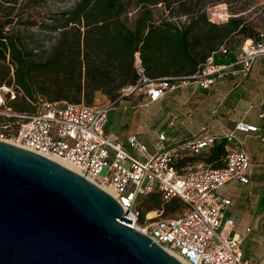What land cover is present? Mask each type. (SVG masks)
I'll return each instance as SVG.
<instances>
[{
	"label": "built area",
	"instance_id": "obj_1",
	"mask_svg": "<svg viewBox=\"0 0 264 264\" xmlns=\"http://www.w3.org/2000/svg\"><path fill=\"white\" fill-rule=\"evenodd\" d=\"M206 11L208 18L216 22L228 16L224 3L209 5ZM226 46L223 39L191 73L182 76H149L135 53V82L121 87L114 99L100 104L39 96L34 111L14 110L9 101L15 97L16 86L1 82L0 139L62 158L96 185L110 188L122 209L130 211L134 228L187 264H252L243 258L240 237L232 231V218L224 216L230 200L218 188L229 179L247 182L248 155L233 130H255L254 124L238 120L233 129L223 134H193L171 143H165L164 133L159 131L151 146L133 132L124 139L103 132L109 110L121 97L142 94L146 98L143 104H147L166 90L188 82L206 87L226 73L239 74L236 83L241 81L252 59L264 57V28L257 30L255 38H243L233 61L214 62L213 52L224 53ZM215 111L212 109L211 114ZM218 138L226 142L221 166L189 162L177 165L180 158L199 154ZM154 188L162 199L177 196L183 203L181 210L141 218L137 199Z\"/></svg>",
	"mask_w": 264,
	"mask_h": 264
},
{
	"label": "trees",
	"instance_id": "obj_2",
	"mask_svg": "<svg viewBox=\"0 0 264 264\" xmlns=\"http://www.w3.org/2000/svg\"><path fill=\"white\" fill-rule=\"evenodd\" d=\"M42 1L0 0V83L16 86L9 101L14 110L34 111L39 96L86 104L98 94L114 99L121 87L136 80L135 53L149 76L187 75L223 39L229 50L230 35L255 38L259 29L233 7L221 22L208 18L207 6L238 0H73L57 9L34 10ZM240 1L244 6L250 0ZM33 25L56 32L54 39L39 47L37 33L25 31ZM215 54L213 61L219 62ZM225 144L218 138L176 163L196 159L221 166ZM137 204L141 218L152 208L169 215L183 206L175 195L162 199L156 188L139 196Z\"/></svg>",
	"mask_w": 264,
	"mask_h": 264
},
{
	"label": "water",
	"instance_id": "obj_3",
	"mask_svg": "<svg viewBox=\"0 0 264 264\" xmlns=\"http://www.w3.org/2000/svg\"><path fill=\"white\" fill-rule=\"evenodd\" d=\"M76 170L0 139V264H184Z\"/></svg>",
	"mask_w": 264,
	"mask_h": 264
},
{
	"label": "crops",
	"instance_id": "obj_4",
	"mask_svg": "<svg viewBox=\"0 0 264 264\" xmlns=\"http://www.w3.org/2000/svg\"><path fill=\"white\" fill-rule=\"evenodd\" d=\"M235 55L229 49L224 53L216 52L214 57L219 58V62L229 63L234 60ZM238 77L239 74L226 73L216 77L206 87L192 82L179 85H187L186 95H171L166 102L169 104L168 110L153 118L167 124L171 130L169 133L163 128L156 129L150 142L139 132L127 133H135L147 146H151L159 131L164 133V142L171 143L193 134H223L233 129L238 120L254 124L255 130H233L248 155L247 182L229 179L218 188V192L230 200L224 216L233 220L232 231L240 237L243 258L252 264H264V57H254L247 75L236 83ZM179 86L166 90L162 96L150 102L159 101ZM145 99L142 95L139 102L130 103L128 97H121L109 111H113L112 114L115 115L114 109L118 108L125 111L129 118L128 114L132 113H126V109L146 105L143 104ZM214 108L216 111L211 114ZM196 129L200 131L195 132ZM103 132L118 139H124L127 134L104 129ZM232 143L233 141H229V144ZM192 164L204 163L198 160Z\"/></svg>",
	"mask_w": 264,
	"mask_h": 264
},
{
	"label": "rangeland",
	"instance_id": "obj_5",
	"mask_svg": "<svg viewBox=\"0 0 264 264\" xmlns=\"http://www.w3.org/2000/svg\"><path fill=\"white\" fill-rule=\"evenodd\" d=\"M73 0H43L40 4V6L36 7V11H45L46 9H57L58 7L68 6L71 4ZM242 1L238 0L237 2H232L230 4L226 3L225 1H217L215 4H219L221 6V3L225 4L226 10L229 13V8L233 7L236 9H242L240 12L246 22L251 24L252 28L254 30L258 28H264V0H250L248 4L242 5ZM158 5V4H157ZM26 8V7H25ZM26 12H30V9L25 10ZM31 14L39 20V17L36 15V13L31 9ZM221 22V21H219ZM22 27V25H20ZM26 32H34L37 33L38 42L37 45L39 47H45L47 46L55 37L56 32H41L38 30V27L35 25L25 28ZM229 40L231 42L230 50L234 51L235 53L238 52L239 46L243 40V37L241 35H230ZM187 86V85H186ZM186 86H179L173 91H170L167 93L165 97L160 99L159 101L150 102L143 106H136L135 108H128L126 109V113L130 112L132 113L129 115V118L125 115V111H122L118 108L114 109L116 112L115 115L112 114L113 111H109V119H107V122L104 126V130H109L113 132L123 131V133H127L129 131H136L142 134V136L150 142L154 136V133L156 129L163 128L167 133H169L170 127L160 121L154 120L153 118L160 116L165 113V111L168 110L169 104L168 102L170 100L171 95H176L178 97H181L183 95H186ZM142 97V94H135L132 93L128 96L130 103H137L140 101ZM107 98L104 95L98 94L95 99L93 100V103H104L106 102ZM144 100V99H143ZM172 100V99H171ZM146 110V111H144ZM155 113V114H154ZM114 116L115 119H114ZM152 119V120H151ZM195 132H199V129L194 130ZM195 160H191L189 163H194ZM206 164H202V166H205ZM159 209L152 208L147 210L142 218H145L146 216H149L150 218H156L157 216H160L161 213H158ZM181 209L174 210L169 215L178 213Z\"/></svg>",
	"mask_w": 264,
	"mask_h": 264
},
{
	"label": "bare ground",
	"instance_id": "obj_6",
	"mask_svg": "<svg viewBox=\"0 0 264 264\" xmlns=\"http://www.w3.org/2000/svg\"><path fill=\"white\" fill-rule=\"evenodd\" d=\"M45 155H47V156H49V157H51V158L57 160L58 162H60V163H62V164H64V165H66V166H68V167H70V168H72V169H74V170H76L77 172H80V171L78 170V168H77L74 164H72V163H70V162H68V161H66V160H64V159H62V158H59V157H57V156H55V155H53V154H45ZM103 189H105V190L108 191L111 195L114 196V193H113V191H112L110 188H108V187H103ZM179 260H180V259H179ZM180 261L183 262L184 264H187V263H186L185 261H183V260H180Z\"/></svg>",
	"mask_w": 264,
	"mask_h": 264
}]
</instances>
